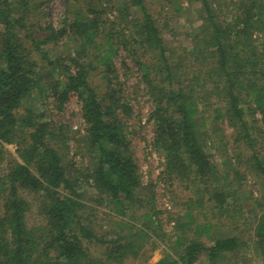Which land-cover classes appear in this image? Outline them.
Here are the masks:
<instances>
[{"label": "trees", "instance_id": "16d2710c", "mask_svg": "<svg viewBox=\"0 0 264 264\" xmlns=\"http://www.w3.org/2000/svg\"><path fill=\"white\" fill-rule=\"evenodd\" d=\"M255 1L241 0L239 13L223 25L207 0H200L201 24L190 34L188 55L176 62L166 53L162 29L150 14L147 0H64L57 24L48 23L37 36L31 23L35 0H0V164L6 165L0 170V264L140 260L146 245L141 239L146 234L129 227L131 232L112 233L110 239L101 241L88 224L84 211L91 208L82 201L76 177L81 171V182L112 206L115 218L124 219L128 210L144 206L138 165L121 121L122 112L130 117L131 110L114 89L99 94L88 81L91 70L112 72L121 53L136 65L139 82L150 99L152 147L163 158L165 175L185 182L191 191L190 211L182 215L186 221L180 218L174 223L172 254L184 264H196L202 257L216 264L220 256L238 250V236L218 235L216 225L207 218L196 222L191 213L209 207L221 216L236 206L238 172L229 180L206 153L203 113L209 107L213 108L208 117L211 122L227 121L233 142L249 151L250 167L264 176V156H251L257 146L253 133L257 115L264 128L263 51L257 53L252 40L254 32L264 33V0ZM63 37L74 43V51L65 63L50 61L41 48ZM32 51L53 66L51 72L63 69L64 73L51 86L40 83L39 93H46L58 110L71 93L79 100L84 124L81 143L88 160L84 168L64 161L62 129L45 115L21 109L37 73ZM211 96L218 101L216 105H211ZM10 144L15 157L7 162L5 145ZM230 198L233 201L228 204ZM33 206L43 223L29 228L26 216ZM141 217L152 226L149 214ZM252 231L264 256V219ZM92 243L105 247L100 258L89 252L87 245ZM172 254L153 264H174Z\"/></svg>", "mask_w": 264, "mask_h": 264}, {"label": "rangeland", "instance_id": "374dc122", "mask_svg": "<svg viewBox=\"0 0 264 264\" xmlns=\"http://www.w3.org/2000/svg\"><path fill=\"white\" fill-rule=\"evenodd\" d=\"M207 2L212 7L215 19L224 25L231 22L239 13L237 8L241 0H207ZM255 2L259 3L258 0ZM35 3L37 9L34 10L31 23L34 35L37 36L44 33L48 23L57 24L65 4L64 0H35ZM200 4V0H147L150 14L162 29L166 53L171 55L173 61L177 62L188 55L190 34L196 31L201 24L198 12ZM108 14L110 17L113 15ZM252 40L257 53L263 51L260 62L264 64V33L254 32ZM26 41V46L30 47L31 45ZM74 48L75 45L70 38L63 37L43 46L41 51L50 61L59 59L60 62L65 63V58L74 51ZM38 54L32 51V55L37 61V73L30 84V90L21 109L30 108L35 114L45 115L46 118L49 117L54 122V125H57L56 128L62 129L61 131L66 137L65 146H63L65 147L64 161L76 169L84 168L87 166L88 160L81 143L84 124L79 100L76 94L71 93L62 106V110H58L52 99L46 97V93L42 95L39 93L40 83L51 86L56 78H63L64 73L63 69H59L60 71L54 69L51 72L53 66H49L47 61L40 58ZM92 67H95V64H92ZM88 81L99 94L109 93V89H114L116 97L131 110L130 117L124 116L122 112L121 121L133 158L138 165L141 182L139 192L143 197L144 204L142 208L128 210L124 219H121L123 216L116 217V219L117 214L112 206L106 200H102V197L92 187L81 182L80 171L75 176L79 177L82 201L91 208L84 211L88 215V224L101 241L110 239L112 233L131 232V229L128 231L129 227L142 230L146 236H143L141 241L146 242V245L141 252L140 260H128L124 264L156 263L173 253L176 236L174 223L180 218L182 222L186 221L185 218L182 219V215L184 212L190 211L188 199L191 197V191L186 189L185 182L171 180L165 175L163 158L152 147L153 123L149 118L152 105L148 95L145 94L143 85L139 82L136 65L121 53L115 61L112 72L102 73L100 70H91ZM109 83L112 85L108 86ZM210 99L211 105L218 103L215 97L211 96ZM212 109L211 106L203 113V116L207 118L206 153L209 154L217 169L222 174L228 175L229 180L232 179L234 171L238 172L239 177L234 180V183L239 184L234 198L236 206L228 207L221 216L218 210L209 207L200 211L196 209L192 210V217L196 219V222L207 218L217 226L218 235L238 236L241 243L238 250L230 255L220 256L216 264H264V256L252 231L258 220L264 219V176L258 175L250 167L252 157L249 159V151L233 142L232 130L227 121L219 119L215 124L211 122L212 119L208 117L212 114ZM252 119L253 117L249 114L247 120L251 121ZM255 119L257 122L253 123V133L257 146L255 153H252L251 156L258 154L262 157L264 156V128L258 123V115ZM5 151L7 162L10 160V156L15 157L14 145H5ZM0 165V170L5 169V163ZM150 198H153L152 203L149 202ZM28 199L34 205L32 197L28 196ZM232 201L230 198L228 204H231ZM144 213L150 215L153 221L152 226L146 223V227L144 219L141 217ZM26 220L29 228H36L43 223L34 206L27 214ZM87 247L91 255L97 258H100L105 250L101 243H92ZM180 250L177 248L176 251L180 252ZM170 260H174V264H184L175 254H172ZM196 264L209 263L206 258L202 257Z\"/></svg>", "mask_w": 264, "mask_h": 264}]
</instances>
